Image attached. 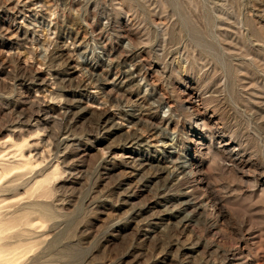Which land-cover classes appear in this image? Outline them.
Instances as JSON below:
<instances>
[{"label":"rangeland","instance_id":"rangeland-1","mask_svg":"<svg viewBox=\"0 0 264 264\" xmlns=\"http://www.w3.org/2000/svg\"><path fill=\"white\" fill-rule=\"evenodd\" d=\"M0 264H264V0H0Z\"/></svg>","mask_w":264,"mask_h":264}]
</instances>
